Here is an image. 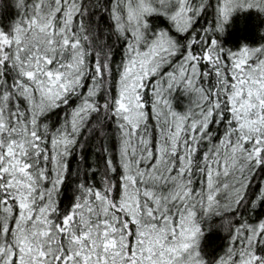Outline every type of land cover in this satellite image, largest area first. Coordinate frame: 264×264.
Returning a JSON list of instances; mask_svg holds the SVG:
<instances>
[{"label": "snow or ice", "instance_id": "6c2138e0", "mask_svg": "<svg viewBox=\"0 0 264 264\" xmlns=\"http://www.w3.org/2000/svg\"><path fill=\"white\" fill-rule=\"evenodd\" d=\"M17 6L26 10L12 29L0 28V264H264V217L236 216L264 207V181L252 190L264 168V43L233 50L216 38L237 10L264 13V0H216L214 27L199 31L211 0ZM103 12L111 27L101 30ZM152 14L170 27L153 31ZM110 34L126 45L115 82ZM178 87L191 97L183 112L171 99ZM213 123L225 125L219 135ZM94 134L105 159L89 170L102 187L81 182L63 210L68 158ZM212 214L231 235L207 258L202 217Z\"/></svg>", "mask_w": 264, "mask_h": 264}, {"label": "trees", "instance_id": "16d2710c", "mask_svg": "<svg viewBox=\"0 0 264 264\" xmlns=\"http://www.w3.org/2000/svg\"><path fill=\"white\" fill-rule=\"evenodd\" d=\"M32 0H25V5L31 4ZM213 7L206 9L203 14L199 17L196 22V29L199 31L203 27H214L215 25V3L216 0H211ZM17 0H0V28H3L6 32L10 31L13 27L15 20L19 19L21 14L26 9H21L17 6ZM87 3V0H85ZM101 3L105 6H110V0H101ZM99 10H93V12L86 18L89 21L96 23L94 19ZM151 28L153 31L164 27H170V23L166 17L160 14H152L147 17ZM99 24L101 30L104 26L111 27V22L109 21L108 14L103 12L99 15ZM226 31L223 35L219 32L216 33V38L222 42L225 48H232L233 50H238L244 44L249 46H259V44L264 43V33L261 29L264 28V13H261L255 9L247 10H237L231 17L230 22L226 24ZM203 35L202 32H200ZM212 36V33L208 34ZM108 43L113 45V82L118 78L117 72L115 70V65L120 62L124 48L126 47L123 40L115 41L113 35H108ZM115 41V43H114ZM210 68L211 66L207 62L201 63V68ZM207 85H211V80L202 81ZM146 93L150 94V87L145 89ZM173 106L177 111L183 112L186 110L187 105L190 103L191 97L184 93L181 88H177L173 91L171 96ZM62 106L56 112L51 114L52 120L55 122L62 118L64 111ZM150 113V107H149ZM110 129H114V124H109ZM211 128L217 129V135H219L225 125L223 123L217 125L213 123L210 125ZM147 131L152 133L153 141L156 139L157 129L155 127L154 117L149 115V122ZM111 147L113 149V156L115 159V138L110 141ZM207 142H202L200 149L197 153V159L201 158V153L205 150ZM100 144L97 143L96 135L94 134L86 141L84 149H77L72 156L68 158L69 170L65 176V179L61 185L60 195L57 197L59 200V206L63 210H70L75 202L76 195H79L78 185L83 182L90 186L102 187L100 184V172L89 170V166H98L103 168L104 155L102 152H98L97 148ZM83 155V160L80 159ZM203 166V165H201ZM119 171V170H118ZM201 176L196 174L194 176V187L199 188L201 186ZM221 183L224 182V177H220ZM264 181V168L256 170L253 180H252V190L255 191L260 183ZM225 193H220L219 197L223 200ZM199 210V209H198ZM245 215L250 221H255L258 218L264 217V207L258 208L254 214H248V208L244 207L236 213V216ZM240 220L237 218L235 223H239ZM202 230L203 237L201 240V250L207 258L216 257L223 254L224 250L228 246L229 237L231 235V226L228 227L226 231L223 227V223L219 216L212 214L207 217H202Z\"/></svg>", "mask_w": 264, "mask_h": 264}, {"label": "clouds", "instance_id": "9594fccd", "mask_svg": "<svg viewBox=\"0 0 264 264\" xmlns=\"http://www.w3.org/2000/svg\"><path fill=\"white\" fill-rule=\"evenodd\" d=\"M17 2H18V0H17ZM227 23H228V22H227ZM227 23H225V26H226ZM225 31H226V27H225ZM261 32L264 33V28L261 29ZM224 33H225V32H224ZM224 33H223V34H224ZM223 34H221V35H223ZM223 227L226 229L227 227H229V225L223 223Z\"/></svg>", "mask_w": 264, "mask_h": 264}, {"label": "rangeland", "instance_id": "374dc122", "mask_svg": "<svg viewBox=\"0 0 264 264\" xmlns=\"http://www.w3.org/2000/svg\"><path fill=\"white\" fill-rule=\"evenodd\" d=\"M223 193H225V192H223ZM226 194V193H225Z\"/></svg>", "mask_w": 264, "mask_h": 264}]
</instances>
